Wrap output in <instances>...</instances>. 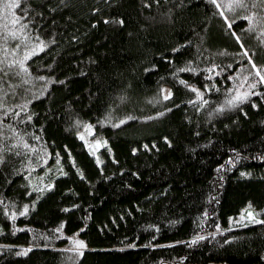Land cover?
Listing matches in <instances>:
<instances>
[{
    "label": "trees",
    "instance_id": "1",
    "mask_svg": "<svg viewBox=\"0 0 264 264\" xmlns=\"http://www.w3.org/2000/svg\"><path fill=\"white\" fill-rule=\"evenodd\" d=\"M27 3L35 16L26 19L48 46L26 61L33 78L23 88L34 90L24 97L27 110L20 111L25 105L9 95L19 114L0 116L3 131H10V121L35 145H20L19 156L8 154L0 164V264H264V223L246 218L249 202L254 211L264 209V98L256 93L239 105L243 111L207 116L238 82L227 76L240 64L254 71L241 43L264 64V35L249 31L241 18L233 21L242 38L237 41L209 0ZM213 63L216 75L206 71ZM192 66L200 71L188 72ZM209 77L215 87L205 98L211 102L203 108L198 100L189 104L195 92L179 80L203 90ZM161 88L173 96L152 103L164 94ZM110 105L112 121L105 123ZM157 111L164 115L155 116ZM125 115L132 119L117 124ZM84 123L92 125L90 138L108 142L97 156L77 135L86 131ZM231 149L241 157L235 163L228 160L236 155ZM24 204L29 209L21 214ZM197 233L204 239L193 243ZM76 239L87 244L83 255L68 251ZM29 245L27 254H17Z\"/></svg>",
    "mask_w": 264,
    "mask_h": 264
},
{
    "label": "snow or ice",
    "instance_id": "2",
    "mask_svg": "<svg viewBox=\"0 0 264 264\" xmlns=\"http://www.w3.org/2000/svg\"><path fill=\"white\" fill-rule=\"evenodd\" d=\"M144 3L147 4L148 0H144ZM215 9H219L217 13L219 16L223 17V20L227 24V29L231 30V34L235 37L237 41H241V36L236 33L233 29V21L238 19H245L248 21L246 28L249 31L258 30L257 35H264V0H209ZM21 0H0V109H4L3 112H0V116L7 117L10 113L13 115H17L19 113H13V108H19L18 104H10L8 101L9 95L16 97L25 105L24 108H21L20 111H26V105L29 101H27L24 97L31 94L33 89H24L23 84L28 83L31 80L32 72L29 68L28 63L26 61L29 60L30 57L34 56L36 53L42 51L47 48L48 42H46L43 37L40 36L39 32H35L32 30V21L26 19L29 15L35 16V12L32 9L31 4L27 3L25 0L24 6L20 7ZM92 11H96V9H92ZM18 12H22L23 15H19ZM231 14V17L229 16ZM109 19L118 20L119 23H123V19L119 18H110L104 17L105 22H108ZM7 22V23H5ZM95 23V21H93ZM10 25V26H9ZM34 37V38H33ZM76 39V37H73ZM185 44H190V41H185ZM181 47V45H177V48ZM240 47L243 49V55L247 57L250 62L251 69L254 71L248 70V66L244 64H240L239 68L234 70L231 75L227 76L228 80H237L238 82L234 87H228L225 89L226 95L224 96L221 102L216 103L215 108L207 113L209 119L212 118L215 114H222L225 110L229 109H238L243 111L242 108H239V105L250 99L256 93H261V98H264V64H257V62L253 59L252 55H249V49L244 47L243 43H241ZM177 49H172L175 52ZM188 65H192L193 62L191 60L186 62ZM152 67H156V65H152ZM217 65L215 63L211 64L206 68V71L211 75H216L217 73L213 72V69H216ZM227 69H232V64L229 63L227 65ZM227 69L221 68L219 71H227ZM147 71V69H145ZM179 71V69H177ZM188 72L196 73L199 72L200 69L196 66L189 67L187 69ZM175 76L176 73H173ZM12 78V79H10ZM35 79L40 81L51 80L50 77L37 76ZM179 83L184 84L187 88L193 90L195 92V96L192 100H189L188 103L192 104L193 100H198L200 102V108L205 107L211 101L209 98H205L206 91H212L215 85L211 82L209 77V83L204 84L203 90L200 87L195 86L188 81L183 79L179 80ZM20 88V91H17V88ZM43 88H47V84L42 85ZM219 91V89H216ZM164 94L162 96L157 95L154 98H151L152 103H160L161 100H169L173 96V92L170 88H161L159 90ZM41 95H43V91H41ZM126 96V93H120V99L123 100ZM175 106V105H173ZM252 106L256 107L255 102H252ZM200 108H197V111H200ZM112 106H109V110L105 113V116L102 118L103 122L111 123L113 112ZM171 111L170 108H165L164 112ZM164 112H155L154 115L159 117L164 115ZM246 115V113H245ZM26 119L31 120L32 117L29 115ZM132 119L131 116L125 115L123 118H117V124H123L126 120ZM139 119L147 120L151 119V117L141 116ZM82 122L77 119L75 124L80 125ZM5 127V122L0 120V164H4L8 162V154H13L19 156L21 153L18 150L20 145L25 149H35V145L29 144L27 139H24L23 135H20V130L16 128L15 125H12L10 121L8 122V127L10 131H3ZM84 127L87 129H92V125L89 123H84ZM83 139V135L81 133H77ZM198 135V133H197ZM38 139V137H36ZM164 140L171 144V141L167 136L164 137ZM97 145L101 144L100 140L95 141ZM102 143L106 145L107 140H103ZM145 148H148V145H144ZM45 155H47L46 150ZM133 152L137 151V149L133 148ZM233 153H235V157H229L228 160L230 163H235L240 160L241 157L237 153L236 149H231ZM56 156L59 157V153H56ZM260 159L264 160V156H260ZM31 159V157H29ZM44 157L41 158V162H44ZM69 159L72 160L73 167H75V161L72 159L71 154L69 153ZM59 164V159L57 160ZM97 163H100L99 158H97ZM36 164H33L32 167H36ZM63 167V165H61ZM218 168H223L224 165H217ZM51 172L52 169H49ZM80 175H83V171L79 170ZM123 171V169H121ZM66 175L67 173H63ZM244 176L251 175L250 172H242ZM222 179V177H221ZM53 187L52 183H47L46 188L51 189ZM38 191L41 192L42 190ZM39 198V197H38ZM2 199V198H0ZM32 206H35V201L32 202ZM72 207H75L73 205ZM247 207V216L249 222L251 223H264V220H260V213L264 212V209L254 211L252 208L251 202L246 206ZM24 213H27L29 209L28 204L23 205ZM7 211V209H5ZM16 213L13 212L12 216L15 217ZM203 215H208V210L205 209ZM241 217L245 216V210L242 209L240 213ZM232 218L229 217V221L231 222ZM152 227H156L152 225ZM216 228L220 231H227V229H221L219 224H216ZM57 232L60 231V228L56 229ZM211 235H215L212 233ZM69 240H73L72 236L68 237ZM204 239V236L199 233L193 235L191 237V241L195 243L198 240ZM229 240L233 239V237L229 236ZM74 247L68 249V251L77 253L79 255H83V249L87 247L86 242L83 239H76L73 241ZM227 243V241H225ZM47 246V245H45ZM135 243L131 245H126V247H136ZM155 246V245H153ZM32 245H29L27 248H22L21 253L19 254H27V252L31 249ZM75 259V258H72ZM180 259H183L181 257Z\"/></svg>",
    "mask_w": 264,
    "mask_h": 264
},
{
    "label": "rangeland",
    "instance_id": "3",
    "mask_svg": "<svg viewBox=\"0 0 264 264\" xmlns=\"http://www.w3.org/2000/svg\"><path fill=\"white\" fill-rule=\"evenodd\" d=\"M85 130L86 131L84 133H81L83 135V138L85 139V143H86L89 151H91L93 154H95L97 156V153H96L97 149H99L103 145L102 141L104 139H102V138H98V139L97 138H90L89 136L92 134V129L86 128ZM97 140H100L101 144L97 145L95 143V141H97Z\"/></svg>",
    "mask_w": 264,
    "mask_h": 264
}]
</instances>
